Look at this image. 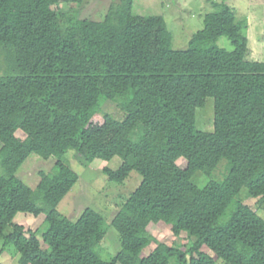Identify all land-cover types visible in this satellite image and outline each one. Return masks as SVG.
Returning <instances> with one entry per match:
<instances>
[{
    "label": "trees",
    "instance_id": "trees-1",
    "mask_svg": "<svg viewBox=\"0 0 264 264\" xmlns=\"http://www.w3.org/2000/svg\"><path fill=\"white\" fill-rule=\"evenodd\" d=\"M84 2L0 0L4 245L19 264H264V219L238 198L245 187L264 200V58H248L244 20L215 3L187 46L174 49L165 18L133 13L134 0L109 3L101 19L81 18ZM207 98L212 129L203 131L196 110ZM106 101L123 117L93 123ZM69 150L86 162L117 158L116 169H102L109 181L139 174L110 222L89 207L75 220L56 210L78 178L62 160ZM31 153L55 159L34 188L16 175ZM197 171L215 179L199 187ZM18 212L44 214L39 236L13 222ZM108 227L119 246L105 259ZM153 228L184 232L188 243L158 241Z\"/></svg>",
    "mask_w": 264,
    "mask_h": 264
},
{
    "label": "rangeland",
    "instance_id": "rangeland-1",
    "mask_svg": "<svg viewBox=\"0 0 264 264\" xmlns=\"http://www.w3.org/2000/svg\"><path fill=\"white\" fill-rule=\"evenodd\" d=\"M116 0H85L79 8L81 18L101 19L109 3ZM133 13L137 14H162L165 17L168 28L171 31V46L174 49H184L187 42L196 30L202 28V16L212 11L214 4L225 1L234 11L236 20H244L243 34L248 39L249 59L260 61L264 58V0H134ZM149 3V4H148ZM147 6V7H146ZM65 7L62 5L61 8ZM217 44L227 50H232V45L226 37L218 39ZM212 99L207 98L203 107L196 110V127L199 130L212 129ZM108 113L116 118H122L123 112L116 104L106 101L101 106L100 113L95 114L91 121L101 124L103 114ZM17 137H23L21 131H16ZM62 160L69 165L78 175L77 181L65 196L56 205V210L70 220H75L86 207L92 208L102 214L105 221L110 222L115 212L121 206L125 198L134 190L140 181V176L131 171L128 177L121 183L107 180L102 173L103 167L116 169L120 164L117 158L109 161L95 159L86 162L81 155L72 150L67 151ZM55 159L50 157L43 159L31 153L19 167L16 175L25 184L34 188L40 180L39 172H50ZM222 159L219 163H224ZM180 167L185 166V161H177ZM221 169L215 173L220 176ZM213 175L206 176L197 171L191 181L197 186H203ZM215 179V178H213ZM247 189L241 188L238 198L242 203L252 208L264 219V200L246 194ZM13 222L23 225L24 229L34 231L37 236L44 229V214L34 217L30 213L18 212ZM154 230V231H153ZM153 235L158 241L168 245L177 244L181 248L188 243L185 233L179 237L173 236L169 231H159L153 228ZM118 234L112 227L106 229V235L100 243L103 258H109L118 249ZM155 246L154 242L144 248L147 253ZM219 264H224L220 259ZM0 264H19L18 254L12 245H4L0 238Z\"/></svg>",
    "mask_w": 264,
    "mask_h": 264
},
{
    "label": "crops",
    "instance_id": "crops-1",
    "mask_svg": "<svg viewBox=\"0 0 264 264\" xmlns=\"http://www.w3.org/2000/svg\"><path fill=\"white\" fill-rule=\"evenodd\" d=\"M134 3H135V1H134ZM149 4V3H148ZM133 6H134V4H133ZM147 7V6H146ZM140 13V12H139ZM160 14V13H159ZM160 15H162V14H160ZM163 16V15H162ZM164 17V16H163ZM165 18V17H164Z\"/></svg>",
    "mask_w": 264,
    "mask_h": 264
}]
</instances>
